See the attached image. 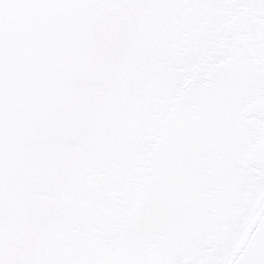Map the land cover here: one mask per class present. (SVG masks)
Masks as SVG:
<instances>
[{
  "label": "snow or ice",
  "instance_id": "snow-or-ice-1",
  "mask_svg": "<svg viewBox=\"0 0 264 264\" xmlns=\"http://www.w3.org/2000/svg\"><path fill=\"white\" fill-rule=\"evenodd\" d=\"M0 264H264V0H0Z\"/></svg>",
  "mask_w": 264,
  "mask_h": 264
}]
</instances>
